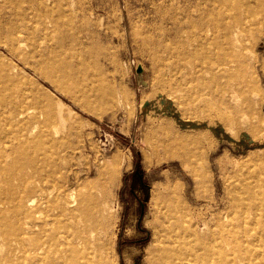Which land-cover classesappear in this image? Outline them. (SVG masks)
Segmentation results:
<instances>
[{
    "label": "bare ground",
    "instance_id": "obj_1",
    "mask_svg": "<svg viewBox=\"0 0 264 264\" xmlns=\"http://www.w3.org/2000/svg\"><path fill=\"white\" fill-rule=\"evenodd\" d=\"M34 1L47 4L0 0V46L9 53L0 54V264H110L97 231L106 226L100 196L91 190L81 194L73 186L63 193L55 191L51 183L62 161L42 130V119L55 124L58 118L69 120L56 92L92 111L103 97L98 87L101 74L93 72L81 54L68 51L64 38L55 36L46 24L37 32L33 21H40L41 15L32 12L28 19L29 9L23 5ZM170 23L150 55L157 74L155 102L169 106L160 130L177 142L189 135L179 133L169 120L168 114L174 113L171 103L184 119L193 114L197 121L207 119L210 129L215 128L216 118L226 119L222 110L240 100L253 110L250 84L259 92L262 87L258 72L251 70L257 42L246 46L240 34L264 30V0H195ZM52 39L57 44L48 54ZM41 80L53 90L41 86ZM204 111L210 114L202 116ZM195 135L202 141L209 133ZM211 151V147L196 151L205 170ZM255 155L238 162L240 166L229 173L220 213L210 209V216L201 213L192 219L182 188L164 187L154 215L156 244L150 264H264V157ZM218 162L225 177L228 165ZM101 173L104 189L114 184L112 168L106 166ZM69 176L64 175L65 183ZM71 176L78 182L80 171ZM210 181V175L201 176L197 188L208 191ZM54 202L63 219L49 228V220L42 216L44 203L53 206ZM10 235L14 250L13 246L4 250Z\"/></svg>",
    "mask_w": 264,
    "mask_h": 264
},
{
    "label": "rangeland",
    "instance_id": "obj_2",
    "mask_svg": "<svg viewBox=\"0 0 264 264\" xmlns=\"http://www.w3.org/2000/svg\"><path fill=\"white\" fill-rule=\"evenodd\" d=\"M45 1L46 5H37L35 1L23 4L29 9L28 19L31 20L32 12L40 14V21H33L38 33L46 24L55 36L64 38L68 51L81 54L91 70L101 74L98 87L103 96L90 111L74 103L69 96L56 92L69 120L58 118L55 124L42 119L44 140L55 146L56 157L62 161L51 184L61 193L73 186L78 187L81 194L92 192L100 196L106 226L97 231L99 239L106 244L110 264H150L156 244L154 215L164 187L179 185L182 188V198L190 208L192 219L201 213L210 216V209L220 213L224 208V187L229 184L232 169L238 168L250 155L264 157V30L240 34L246 46L257 42L252 48L251 70L258 72L262 87L259 92L255 84H250L253 110L248 111L240 100L233 108L222 110L226 119L216 118L215 128L210 129L209 121H197L196 114L188 119L180 117L171 103L174 113L168 114L169 120L179 133L190 135L177 142L159 128L169 106L155 102L157 74L150 55L164 32L170 29L171 20L195 0ZM55 40L49 42L48 54L56 46ZM4 49L0 46V54H9ZM41 83L53 90L48 82L41 80ZM209 114L210 111H204L201 115ZM201 131L209 135L199 141L195 134ZM209 147L212 151L205 170L196 151ZM218 160L228 165L225 177L221 176ZM106 166L112 168L115 176L114 184L104 189L101 172ZM76 170L80 171L79 183L71 176ZM66 174L70 175L69 183L63 181ZM206 174L211 176V181L208 191H203L197 188L196 182ZM94 183L96 185L92 186ZM44 204L42 216L49 220V228H56L63 219L61 210L56 207L57 202L53 206ZM9 237L4 250L15 243L14 237ZM11 249L14 250V246Z\"/></svg>",
    "mask_w": 264,
    "mask_h": 264
}]
</instances>
